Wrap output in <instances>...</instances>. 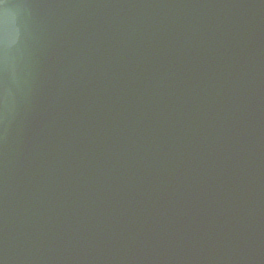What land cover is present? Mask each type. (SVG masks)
Instances as JSON below:
<instances>
[{
	"label": "water",
	"instance_id": "obj_1",
	"mask_svg": "<svg viewBox=\"0 0 264 264\" xmlns=\"http://www.w3.org/2000/svg\"><path fill=\"white\" fill-rule=\"evenodd\" d=\"M0 264H264V0H0Z\"/></svg>",
	"mask_w": 264,
	"mask_h": 264
}]
</instances>
